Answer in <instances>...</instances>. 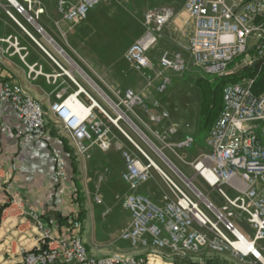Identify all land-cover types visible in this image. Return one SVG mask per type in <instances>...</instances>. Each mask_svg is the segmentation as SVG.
Segmentation results:
<instances>
[{"label":"built area","instance_id":"1","mask_svg":"<svg viewBox=\"0 0 264 264\" xmlns=\"http://www.w3.org/2000/svg\"><path fill=\"white\" fill-rule=\"evenodd\" d=\"M109 0H81L76 6L67 2L58 4L59 13L71 23L84 21L89 11L96 5ZM27 8L17 0H0V6L7 3L6 14L29 36H34L20 23L10 10L23 16L25 21L37 27L41 10L34 12L31 1ZM185 10L193 23L187 51L195 66L212 78H225L233 74L230 68L237 59L254 48L256 53L246 62H239L238 68L250 66L257 60H264V0H187ZM172 9L151 12L146 15V32L126 52L125 59L137 70L152 68L150 52L158 43V32L173 17ZM17 52L25 51L16 38H8ZM25 58V57H23ZM161 63L166 70L182 72L185 64L181 56L172 59L165 54ZM236 71V70H235ZM169 80H164L158 92L167 90ZM254 80L245 84L228 85L223 93V110L215 121L207 137V153L194 165L196 175L207 185L216 189L225 201L217 207L199 191L197 195L188 185L183 188L154 165L143 150L141 155L149 162L124 154L126 171L122 180L129 186L130 193L125 205L131 211L132 224L124 231L123 240L134 246L159 252L169 250L179 258L189 254L207 251L212 253L232 252L242 257H253L264 261V93L252 92ZM65 92L57 95L50 112L56 125L66 132L75 156L88 159L91 147L97 145L102 151L109 150L107 132L102 122L92 113L84 117L72 110L70 102L85 106L78 100L79 93L64 99ZM131 106L141 103V99L131 90L124 94ZM0 99L10 102L17 113L22 129L19 135L25 139L35 138L47 142L46 112L42 105L29 97L17 85L6 83L0 91ZM156 106L159 104L156 103ZM169 114L161 111L152 115L151 121L162 124ZM188 127V126H187ZM173 126L163 138L178 133ZM127 136V135H126ZM133 143V141L127 136ZM191 134L174 145L179 150L194 146ZM78 158V159H79ZM55 177L59 194H64L69 184V174L64 157L54 151ZM167 183L170 194L163 198L162 205L137 191L152 179L151 169ZM214 178V182L208 176ZM193 184V183H192ZM205 200L208 201L206 203ZM41 232V245L24 255V264H145V260L112 256L102 259L91 257L82 236V223L69 222L68 234L56 237L53 230L58 227L56 220L47 224L31 214ZM244 220L253 231V237H246L237 227L236 220Z\"/></svg>","mask_w":264,"mask_h":264},{"label":"rangeland","instance_id":"2","mask_svg":"<svg viewBox=\"0 0 264 264\" xmlns=\"http://www.w3.org/2000/svg\"><path fill=\"white\" fill-rule=\"evenodd\" d=\"M17 1L26 8L29 3L28 1H31L34 12L42 8L41 0ZM51 1L52 3L56 2V0ZM61 1L67 2L69 6H76L81 3V0H58L56 9L62 20L68 23L70 28L81 27L80 37L74 39V41L76 40L74 47L76 45L75 50L79 56H75L76 60L71 58L76 63L72 65L73 73H77H74V75L76 74L80 82L75 80L73 76L70 77V80L77 87L78 91L76 93H79L78 100L86 108H91L94 106V103L97 104L98 107L94 106L92 113L97 117L98 121L102 122L104 130L107 132L106 142L109 144V150L107 151H102L97 145L93 146L99 149L102 155L106 154L108 157L104 160L103 156L98 155L90 165L89 180L91 181L83 182L84 188L88 193L86 197L89 200L85 202L86 211L89 212L90 216H87L82 224V236L85 237L84 239H87V244L90 243L93 247L97 248L96 251H99L98 258L95 256L97 259L121 256L146 261L147 258L155 259L164 255L173 259L179 258L169 250L152 252L123 240L124 231L130 228L132 224V214L125 205L130 189L122 180V174L126 171L127 167L124 154L137 157L143 163L149 164L139 151L143 150L156 167L183 188H188L187 184L177 175L174 168L170 166L165 158L185 178L191 181L203 193L205 198L209 199L217 207L223 206L225 203L218 191L210 188L204 179L196 175L197 173L194 169V165L198 160L207 153L206 140L209 134L198 133L197 130L201 95L194 84V78L206 77L211 81H214L216 78L208 76L194 65L187 51L189 42L183 48L178 40V36L174 34V32H177L174 23L176 13L182 5H186L187 0H109L92 8L87 18L80 23H71L65 20L58 11V4ZM7 6H9L7 3L0 6L4 8L5 14ZM165 9H172L174 14L169 23L158 32V43L149 54L152 68L146 71L137 70L125 59V54L146 32V15ZM10 10L28 30L27 26L30 25L25 21V18L18 15L11 7ZM42 13L43 11L41 10L38 22ZM11 20L13 21V19ZM169 32H173L174 36L171 37ZM64 51L70 57L72 56L70 52ZM255 51L254 48L250 49L245 56L241 57L240 62H246L248 57H252L256 53ZM165 54H168L172 59L181 56L185 64V70L182 72L166 70L161 63V59ZM237 64L232 68L233 73L239 69ZM166 79L170 82L167 90L164 93L158 92V88ZM248 81L245 80L240 84H245ZM129 90L138 96L142 102L134 106L128 104L124 94ZM24 92L27 94L26 91ZM70 95L65 94L64 99ZM37 102L40 103L39 101ZM156 103L159 105L156 106ZM117 107L118 110H115ZM161 111L168 112V119L162 124L152 123L151 116L159 114ZM45 112L47 114L46 123L49 136H51L48 128L49 124H51L49 118H52V122L57 130L62 132L60 127L56 125V119L50 110H45ZM120 118L123 119L119 120ZM127 119L137 127V130ZM179 119L182 122H179ZM115 121L118 122L116 123ZM173 126H178L179 132L173 137L166 136V139L163 138L162 135L165 136ZM63 132L66 134L64 130ZM188 134L193 136L195 141L194 146L187 150L175 148L174 145L183 140ZM70 147L73 150L71 144ZM66 148L65 146L64 152L69 156ZM158 150L162 155L158 153ZM78 158L76 157V159ZM79 159L83 160L82 158ZM120 166H124V170L122 169L117 174ZM87 171L88 165L83 168L85 176ZM150 171L152 179L142 185L137 193L149 197L157 205H162L163 198L170 194V189L162 175L154 167ZM70 172L73 176L72 169ZM236 223L243 235L253 237V231L251 229L249 231V227L244 220L237 219ZM260 245L264 247V243ZM139 250L144 252L145 257L139 255ZM201 252L189 254L188 257L196 256L201 254ZM235 256L242 260L240 264H263V262L253 257Z\"/></svg>","mask_w":264,"mask_h":264},{"label":"crops","instance_id":"3","mask_svg":"<svg viewBox=\"0 0 264 264\" xmlns=\"http://www.w3.org/2000/svg\"><path fill=\"white\" fill-rule=\"evenodd\" d=\"M41 1L43 13L38 26L42 32L38 33L37 27L26 25L34 40L0 7V91L6 83L18 85L48 111L57 102V94L65 92L70 95L78 91L70 77L78 80L72 65L75 63L73 59L79 56L75 50L76 45L74 47V39L80 37L81 27L72 29L62 20L56 9L58 0L55 3L51 0ZM174 23L177 31L174 34L185 48L193 33V24L185 12V5L178 9ZM169 34L174 36L173 32ZM11 37L16 38L25 51L17 52L9 43L4 42ZM49 119L51 136L47 142L35 138L25 139L19 135L22 126L11 103L0 99V264H24L25 253L41 245V232L31 214L45 224L49 220L57 221V216L77 214V188L84 197L83 208L86 211L88 193L83 182L91 181L89 169L95 158L99 155L106 160L108 157L102 155L96 147H91L86 161L76 159L80 171L79 184L76 186L70 172L71 158L64 152L65 146L71 149L68 136L63 131L59 132L52 118ZM178 121L182 122L180 119ZM54 151L64 157L69 174V184L62 195L59 194L60 184L55 177ZM87 165L85 176L83 168ZM123 167L118 168L117 174ZM87 216H90L88 211ZM53 232L56 237L67 235L68 227L58 224ZM84 240L89 254L97 257V248L87 244V239ZM139 255L145 257L140 250ZM240 261L230 252L212 254L202 251L188 258L173 259L165 255L155 259L147 258L145 264H240Z\"/></svg>","mask_w":264,"mask_h":264},{"label":"trees","instance_id":"4","mask_svg":"<svg viewBox=\"0 0 264 264\" xmlns=\"http://www.w3.org/2000/svg\"><path fill=\"white\" fill-rule=\"evenodd\" d=\"M241 58L237 60L230 68H234L235 64L239 63ZM239 61V62H238ZM245 80H254L252 92L255 95L264 93V60H257L250 66L241 67L232 75L225 78H216L214 81L206 77H195L194 84L200 92V106L197 119L198 133H209L215 121L220 116L223 110V93L227 85H235L244 82ZM71 158L72 180L77 186L79 184V164L74 156L73 150L66 148ZM79 188L75 194H79L76 203L79 205L77 214L68 216H57L59 225L69 227L71 220H79L82 224L86 219V211L83 208L84 197L80 195Z\"/></svg>","mask_w":264,"mask_h":264},{"label":"bare ground","instance_id":"5","mask_svg":"<svg viewBox=\"0 0 264 264\" xmlns=\"http://www.w3.org/2000/svg\"><path fill=\"white\" fill-rule=\"evenodd\" d=\"M109 102V101H108ZM70 104V107L72 108V110L73 111H75V112H77V113H79L82 117H84V115L86 116L92 109H93V107L94 106H97V104L96 103H94V106H92L91 108H86V107H84V108H82L79 104H77V103H72V102H70L69 103ZM98 107V106H97ZM113 107V106H112ZM115 110H118V107L115 109ZM120 114V113H119ZM119 116V115H118ZM124 117V116H123ZM123 118H120L119 120H122ZM128 121H129V123L134 127V128H136V130H137V127L129 120V119H127ZM116 123L118 122V121H115ZM136 132V131H135ZM139 132V131H138ZM158 153L160 154V155H162V153L158 150ZM171 166V165H170ZM209 178V180H211V182H214V178L211 176V175H209L208 176ZM263 262V264H264V261H262Z\"/></svg>","mask_w":264,"mask_h":264},{"label":"water","instance_id":"6","mask_svg":"<svg viewBox=\"0 0 264 264\" xmlns=\"http://www.w3.org/2000/svg\"><path fill=\"white\" fill-rule=\"evenodd\" d=\"M140 131V130H139ZM141 133V132H140ZM155 150H157V148L154 147ZM165 158V157H164ZM165 160H167V162L171 165V167L174 168L175 172L177 173V175L197 194L200 195L199 191L193 186L192 182L189 181L187 178H185V176L183 174H181V172L167 159L165 158ZM201 196V195H200ZM204 201L206 203H208L207 200L204 199Z\"/></svg>","mask_w":264,"mask_h":264}]
</instances>
